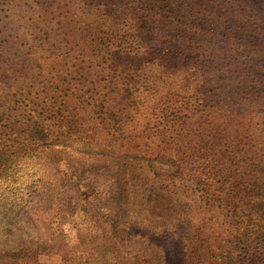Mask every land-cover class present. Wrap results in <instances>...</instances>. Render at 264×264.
I'll use <instances>...</instances> for the list:
<instances>
[{"label": "rangeland", "instance_id": "374dc122", "mask_svg": "<svg viewBox=\"0 0 264 264\" xmlns=\"http://www.w3.org/2000/svg\"><path fill=\"white\" fill-rule=\"evenodd\" d=\"M31 197L57 236L0 264H264V0H0V209Z\"/></svg>", "mask_w": 264, "mask_h": 264}, {"label": "trees", "instance_id": "16d2710c", "mask_svg": "<svg viewBox=\"0 0 264 264\" xmlns=\"http://www.w3.org/2000/svg\"><path fill=\"white\" fill-rule=\"evenodd\" d=\"M126 59H129L128 61L124 63L126 67L134 66V64H136V62H133L135 59L134 57L127 56ZM246 62H247V59H246ZM235 65L240 66L241 63H237ZM243 65L246 66L244 68H246L247 71L246 73L242 74L243 75L242 77H244L246 80L243 78H239L240 80H238L235 85L232 81H224L223 87H227L231 85L236 86L240 84L241 89L239 91L240 92L239 94L241 95V97H243L242 100L244 101V103L248 104V102L251 101V97H248L246 95V92L244 91L246 87L250 89L253 88L249 81L251 72L248 70V68H251V66L250 64H246V63H244ZM193 74H194L193 77H195L196 74L201 75L202 73L194 72ZM246 76H248L249 79ZM223 79H230V78H223ZM126 85H127L126 86V92H127L129 90V85L128 83ZM88 144L89 143H86V145ZM91 146L92 144L90 143V147ZM96 153L102 154L101 158L95 159L96 162H101V165L103 167L102 170L108 171L110 169V171H113L114 170L113 164L115 162L109 159L110 158L109 155H111L113 151H109L106 154V150L101 148ZM105 157L108 159H105ZM49 162L51 164H54L53 160ZM94 192L96 193L95 194L96 200L98 198H102L105 196L104 194L100 193V191L95 190ZM45 194H46V200H48V202L57 201L58 203V201L61 199L60 189L49 191V192H46ZM252 195L253 194L249 196H252ZM237 197H238V200L240 201L246 198L244 194L239 195ZM254 197L256 196L254 195ZM34 199L35 197H31V199L25 200V203L23 204H21V201L20 202L11 201L9 202V204L5 205L3 209H0V214L2 217V220L0 222V234L2 235V237H4L6 241L10 242L11 247L9 249V254L15 258L24 259L28 256H31V258L36 259V257L45 250V244L49 240L48 238L52 236H57L58 232L56 233L55 231L60 228L59 224L57 223H55L54 226L48 225L49 221L47 220V211H45V209L44 211L40 209L36 205L35 202L31 204L30 202H33ZM221 201L222 202L226 201L224 196H222ZM244 202L248 203L249 202L248 198L245 199ZM247 207L248 209L253 210L255 213L258 212L257 217L264 220V213H263L264 206H262V203L260 201L252 202V205L247 206ZM33 233H35L34 237L33 235H31ZM40 235L42 236L40 237ZM43 235H44V238L45 237L47 238L44 239ZM90 243L92 244L93 241H90ZM2 252H4V250L0 249V254ZM91 258L92 260H94V264H108L106 263V261L108 262L107 258L102 259L101 262H99L97 257H91Z\"/></svg>", "mask_w": 264, "mask_h": 264}]
</instances>
